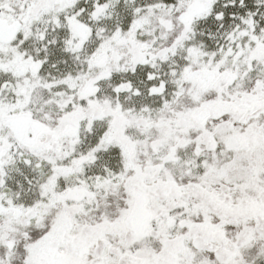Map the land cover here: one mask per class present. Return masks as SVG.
<instances>
[{"label":"snow or ice","instance_id":"1","mask_svg":"<svg viewBox=\"0 0 264 264\" xmlns=\"http://www.w3.org/2000/svg\"><path fill=\"white\" fill-rule=\"evenodd\" d=\"M0 264H264V0H0Z\"/></svg>","mask_w":264,"mask_h":264}]
</instances>
